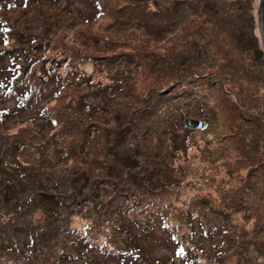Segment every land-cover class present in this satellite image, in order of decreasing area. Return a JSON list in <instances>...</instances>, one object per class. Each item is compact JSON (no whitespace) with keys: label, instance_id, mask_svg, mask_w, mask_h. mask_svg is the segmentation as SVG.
Wrapping results in <instances>:
<instances>
[{"label":"rangeland","instance_id":"374dc122","mask_svg":"<svg viewBox=\"0 0 264 264\" xmlns=\"http://www.w3.org/2000/svg\"><path fill=\"white\" fill-rule=\"evenodd\" d=\"M97 1L99 14L88 0H0V49L12 51L2 50L0 65L21 90L0 102V150L21 143L16 162L34 173V186L19 191L20 207L0 191V225L43 226L37 264H64L50 263L60 250L49 243L71 253L69 264H264V57L252 56L264 50L260 0ZM21 49L37 57L15 58ZM187 119L203 126L188 128ZM33 131L49 140L47 149L28 146L40 142ZM80 177L89 181L78 203L89 207L74 209ZM43 186L67 207L56 214L57 194H40ZM152 200L162 208L153 216L178 227L173 234L193 226L190 250L181 241L188 255L169 246L162 223L146 219L147 206L136 209ZM134 202V216L117 218ZM221 209L233 227L227 223L233 247L221 242L222 253L196 224L222 226L214 213ZM117 219L133 230V247ZM137 219L142 228L130 226ZM25 258L13 264H31Z\"/></svg>","mask_w":264,"mask_h":264},{"label":"trees","instance_id":"16d2710c","mask_svg":"<svg viewBox=\"0 0 264 264\" xmlns=\"http://www.w3.org/2000/svg\"><path fill=\"white\" fill-rule=\"evenodd\" d=\"M35 1L37 2V0H35ZM45 1H48V2H51V3L54 4V3H56L59 0H53V1L52 0H45ZM88 1L93 2L94 8L97 10L96 11L97 14L102 12V7H101V5L99 4V2L97 0H92V1L88 0ZM30 37L33 38L31 35H30ZM35 39L39 40L37 37L33 38V40H35ZM21 40H25V39H21ZM30 40H32V39H26L25 42L26 41L29 42ZM44 41L45 40H42V41L39 40L38 43L39 44H43ZM2 50H4V49H0V51H1L0 60H3V57H4L3 53L4 52H8L9 54L12 53V51H7V49H5L4 52H2ZM18 54L23 56V58H26V56L33 57V58L37 57V56L33 55L32 53H29V51L27 49H21L19 52L16 53L15 58H19L20 57V56H17ZM16 72L18 74H20L21 76H23L25 74V72H26V67L22 66ZM42 72H44V71H42ZM54 76H55L54 73L53 74L47 73V78L49 80H52ZM17 88H18V86L15 87V88H11V81L9 79V76L6 73V67H5V65H3V66L0 65V102L4 103V102L1 101V100H3L2 97L4 95H9L11 92L12 93L15 92L16 96H18V93H20V95H21V90H19V89L16 90ZM36 98H37V103H38V101H39V99L41 97L40 96H36ZM34 106H36V105H31L28 108L30 109V108H33ZM76 107L78 108V105H76ZM42 110H43V108L37 110V112L38 113H42ZM101 110H102V108L97 103H95V112H99ZM13 112H17V111L13 110ZM11 113H9V114H11ZM8 117H10V116H7V118ZM0 118H1V111H0ZM29 118H34V117H29ZM49 120L51 122H54V121L56 122V120L53 119V118H50ZM49 120H48V122L50 123ZM48 122L45 121V124H43V126H46V128L51 127ZM1 123H3V122H1ZM24 123H25L24 121L19 122V124H24ZM51 130H52V128H50L49 132H51ZM33 135L40 142L39 143L33 142L30 145H28V146L30 148H36V147L38 148L39 147L38 151L47 149L45 147V145L48 144L49 140H46L45 142H43V139L45 140L46 137L43 138L42 135L39 136L38 133L35 132V131H33ZM55 136L57 138L59 137V135H57V134ZM135 138H137V135H134L133 138L131 139V141L136 140ZM5 142H7V141H5ZM7 143H9V142H7ZM34 146H36V147H34ZM20 148H21V143H11V144L9 143V144H6L4 146L2 151L0 150V161H3V162L5 161L6 164H7V167H8L7 168L5 166L4 167L0 166V191L4 190L5 191L4 193L6 195L5 198H7V202H9L10 200H13L17 207H20L21 205H23V200L21 198H19V193H20L19 191H22L25 188L34 186V175H33L34 173L31 170H29L28 168L22 167L20 165V163L16 162V153L20 152ZM22 148H24V146ZM58 151H60V150H58ZM52 153L54 154L55 151H52ZM65 153L68 155V152H63V153L61 152V153L58 154V156L61 157V155L65 154ZM56 155H57V151H56ZM136 157L137 156L134 155L133 160L136 159ZM130 161H132V160H130ZM88 179H89L88 177L87 178L80 177L79 180H78L79 187L77 189H75L73 191V193L71 194L70 203H71V206L74 209H76L77 207L81 208L82 207L81 205H83L84 207L87 205L89 207V205L86 202V200L82 201L81 203H78V201H79L78 199L81 196L80 192L83 191L84 187L88 184V181H89ZM35 180L37 181V179H35ZM170 183L171 182H169L167 184H164V187L166 188L167 185L170 184ZM21 184H22V186H20ZM155 187H156V185L153 186L152 189L155 190L156 189ZM42 188H40L39 190H41ZM54 188L52 187V189H54ZM111 189L113 191H121V189L123 190V189H126V188H121L120 189L119 185H115L114 187H111ZM49 191H50L49 188L44 187V190H42L40 194L48 195V196H52L53 197L55 194H57L59 192L58 190L54 189L55 192L49 194L48 193ZM0 193H2V192H0ZM153 193L154 192L151 191L148 194H153ZM81 197H84V196H81ZM56 198H58V199H56ZM52 201H53L54 205L57 207L56 214H58V209L63 210L68 205V204L64 203L63 201H61V198L59 197L58 194L56 196H54ZM135 203L136 202L131 203L130 206L124 207L122 209L123 216L117 215L118 216L117 218H121L122 219V217L125 218V216H128V217H130L131 215L134 216V214L136 213L134 211V204ZM155 205H156L155 200L145 201L142 206L138 205V208H136V209H138V211H143L144 212V210H145L144 207L147 206L150 210H149V212H147V214H146V211H145L146 219H148L150 223H154V222L162 223L163 222L162 218L157 219L158 218L157 216H153V215H155L156 210L159 211V212L162 211V208L160 206H155ZM154 207H157V208H154ZM92 210L94 211L93 213L95 215H98L100 212H104L101 209H97V207H93ZM167 213L168 212H166L165 214H167ZM214 213H215V215L217 217L216 219H218L220 221L223 220V223L221 221L222 226L213 227V226H216V225H213L212 227H210L211 230H209L207 228V225L204 224L203 222L196 223V224L199 225V236L201 237L203 235L205 238H210L209 239V243H212L213 247H217V245H220L217 248V250L222 253L221 248L223 250H227V249L221 247V244H220L221 242H226V245H227L228 249H230V247H233V246L229 247L228 242H227V240H228L227 239V237H228L227 233L230 231L227 228V223H229V225L231 226L230 228H233V227L231 225V222L228 220V218H230V214L226 210H223V209L215 210ZM184 218H185L186 221L188 220L187 215H185ZM101 221L105 222L104 220H101ZM113 221H109V223H112ZM117 221H118V219H117ZM132 222H133V224H130L131 227H136V226H138V224H141V225L138 226V228H140V227L142 228L143 224L146 221L145 220H141V219L140 220L137 219V220L132 221ZM135 222H137V223H135ZM187 223H188V221H187ZM217 225H219V224H217ZM0 226H1L0 227L1 228L0 229V235H2L3 237L6 236V237H8V239L10 238V241H8V242H7V240H4V241L0 240V264H13L14 263V259L24 258V257H26L25 261H28L31 264H37L36 261L40 260V258L38 257L37 253L39 254V250L41 248H45V243L44 242L41 243V241L38 240V238H39L38 234H40L41 232L44 231L43 230L44 229L43 226L40 227L39 229H36L34 226H30L28 228H25V227H19L18 228L15 225H12V229L8 228L7 225H4V226L0 225ZM157 227L160 229L159 225ZM46 228L49 231V233H51L52 230L54 232L52 224H48L47 223V227ZM117 228L121 232L122 236L125 235L127 237V239L124 240V241H126L125 245L129 244L131 247H133L134 246L133 243H135V240L132 238L134 234L131 233L133 230H131L128 227H125L122 223H119V221H118V224H117ZM189 228L184 226V229H188L187 231L183 232L182 234H173L172 232H174L176 229H178V227L174 228V227H172L171 224H163L162 223L161 232L164 233L165 236H167V235L169 236V237L167 236L169 239H171V242L169 244L172 243L169 246L172 247L173 250L176 249L175 252H177V254H182L183 252H187V251L184 250L185 248L181 244V241L184 243L186 249L190 250V248L188 246V243L192 244L191 241H190V236L192 234L197 236V233L193 230V226H190ZM21 231L25 232L24 234L26 235V238L24 240H19L18 239V237H20L19 235H20ZM210 231H211V234H209ZM123 239H125V238H123ZM128 239H131V240H128ZM196 240L198 241V238ZM193 243H195V242H193ZM82 244L83 243H80L81 246H82ZM123 244H124V242H123ZM56 245H57L56 243H54L53 245H51L49 243V245H48V248L49 247L50 248H52V247L54 248L55 247L54 250H60V252L56 255V257L50 263L69 264V261H71V260H69L71 258V253L68 250H65L64 248H60V247H58ZM83 245L86 246L85 244H83ZM87 246H89V244H87ZM126 247H128V246L126 245ZM138 248H140V247H138ZM30 250L33 253H31V254L27 253L25 256L20 254L21 251H23V252L27 251L28 252ZM41 251L43 253H45V254L47 253V251H45V250H41ZM101 252L105 253L106 250H102ZM119 255H122V254H119ZM186 255H188V252H187ZM50 257H51V253L43 256V258L46 261H49ZM171 257H175V256H171ZM184 257L187 260L189 259L188 256H184ZM114 259H116V258H114ZM143 260H145V261L149 260V257H144ZM175 260H177L176 257H175ZM5 262H8V263H5ZM157 262H159V260H157ZM44 263H45L44 260L40 261V264H44Z\"/></svg>","mask_w":264,"mask_h":264},{"label":"water","instance_id":"95a60500","mask_svg":"<svg viewBox=\"0 0 264 264\" xmlns=\"http://www.w3.org/2000/svg\"><path fill=\"white\" fill-rule=\"evenodd\" d=\"M258 21H259L260 32L262 34V43L264 47V0L259 1ZM252 56L254 60L259 61L264 57V50L255 49L252 52ZM185 126H187L188 128L197 129V128H201L203 126V123L201 121L187 119L185 120Z\"/></svg>","mask_w":264,"mask_h":264}]
</instances>
